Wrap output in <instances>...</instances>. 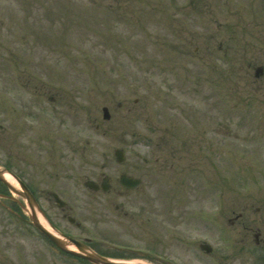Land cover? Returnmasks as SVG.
<instances>
[{
	"label": "rangeland",
	"instance_id": "1",
	"mask_svg": "<svg viewBox=\"0 0 264 264\" xmlns=\"http://www.w3.org/2000/svg\"><path fill=\"white\" fill-rule=\"evenodd\" d=\"M257 33L264 0H0V169L81 189L127 173L142 181L132 204L147 230L120 242L173 264H264L243 236L264 223V137L236 82ZM246 201V226L230 225ZM0 215L5 256L64 264Z\"/></svg>",
	"mask_w": 264,
	"mask_h": 264
},
{
	"label": "flooded vegetation",
	"instance_id": "2",
	"mask_svg": "<svg viewBox=\"0 0 264 264\" xmlns=\"http://www.w3.org/2000/svg\"><path fill=\"white\" fill-rule=\"evenodd\" d=\"M238 59L239 69L237 68L236 79L239 93V95L237 93L238 102L242 106L243 114L248 112L250 106L255 107H252V110L258 120L259 135L264 137V35L257 33L254 40L249 38L243 42ZM261 145H264V140ZM18 176L21 178L20 175ZM109 183L110 186L105 189L100 187L81 189L77 185L67 187L56 184L28 186L34 198L36 215L33 216L36 218V211L39 212L43 217V224L50 231L57 235L71 237L80 242L83 248L92 250L101 256L111 257L127 264H168L163 262L160 257L158 259V256L154 258L140 251L122 250L113 246L115 242L122 243L119 238H122L126 232L134 238L138 235L137 233L146 231L148 218L145 217L147 210L144 207L135 205L136 202L132 204V200L141 198L138 191L141 189V185L135 188H126L121 185L112 186L111 180ZM263 184L261 183L259 187L256 186L259 191H261L260 188H263L261 192L264 191ZM15 190L20 192L19 188ZM8 192L9 189L0 182L2 213L4 214L5 211L7 215L12 214L16 217L17 222L25 221L27 213L22 208L24 204L22 196L16 194L11 197ZM5 200H9V203H5ZM244 204L242 211L232 220H228L230 225L241 219L243 228L246 226L243 223L242 214L251 206V203L246 201ZM2 217L4 218V215H0V264H21L19 255L11 257L5 256L3 253L2 240L4 233L7 234L8 231L5 230L6 226L2 222ZM259 225L260 227L257 229L249 227L248 229L252 233L243 234V236H253L255 246L261 248L264 247V223ZM17 226L19 227V225ZM40 236L45 237L41 233ZM48 242L61 263L95 264L81 256L60 250L50 240ZM261 251L264 252V249L261 248ZM262 255L264 256L261 254L260 259Z\"/></svg>",
	"mask_w": 264,
	"mask_h": 264
},
{
	"label": "water",
	"instance_id": "3",
	"mask_svg": "<svg viewBox=\"0 0 264 264\" xmlns=\"http://www.w3.org/2000/svg\"><path fill=\"white\" fill-rule=\"evenodd\" d=\"M103 117L104 118H108L109 117V114H108V111L106 108H103ZM115 156L117 158L118 161H122L123 160V151L120 150V149H116L115 150ZM0 180L3 181L6 185H8L10 187V184L7 182V180L5 179L4 177V171L3 170H0ZM120 181L123 185L125 186H135L138 184V180L134 179V178H131V177H128L126 175H122L121 178H120ZM86 185L90 186V187H93L95 186L94 183L92 182H87ZM20 186L22 187L23 189V192H19L27 201L28 203V206L30 208H33V205H32V198H31V195L29 194L28 190L26 189V187L20 183ZM102 186L104 187H107V184H106V180L103 181L102 183ZM32 219L34 220V223L35 225L42 231L44 232L51 240H53L58 246H60L61 248H64L63 244H66L67 241L63 240L61 237H58L54 234H52L51 232H49L48 230L44 229L42 226H40V224H38L36 222V220L34 219V217L32 216ZM68 241L72 244H74L76 246V248L82 252L83 256L89 260H92V261H95V262H101V263H104V264H118L116 262H112L106 258H102L100 256H97L96 254L84 249L81 244L77 241H74L72 239H68ZM206 247V246H205ZM206 249L208 250V248L206 247Z\"/></svg>",
	"mask_w": 264,
	"mask_h": 264
},
{
	"label": "bare ground",
	"instance_id": "4",
	"mask_svg": "<svg viewBox=\"0 0 264 264\" xmlns=\"http://www.w3.org/2000/svg\"><path fill=\"white\" fill-rule=\"evenodd\" d=\"M4 177H5L6 180H8L12 185L17 186L15 180L13 179V177H12L9 173L5 172V173H4ZM40 220L44 223V221L42 220L41 217H40Z\"/></svg>",
	"mask_w": 264,
	"mask_h": 264
}]
</instances>
